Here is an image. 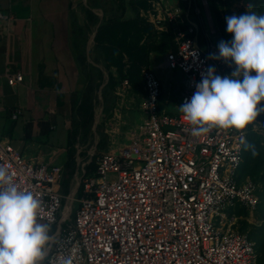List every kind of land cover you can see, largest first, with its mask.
<instances>
[{
  "label": "built area",
  "instance_id": "obj_1",
  "mask_svg": "<svg viewBox=\"0 0 264 264\" xmlns=\"http://www.w3.org/2000/svg\"><path fill=\"white\" fill-rule=\"evenodd\" d=\"M194 2L198 19L170 0H149L139 12L158 32L170 29L174 35L177 50L168 51L162 66L184 74L179 106L191 99L210 66L222 77L236 67L210 58L218 55V44L208 17L210 30L200 39L202 11ZM14 20L12 12L0 10V21L10 25ZM141 74L145 117L128 143L98 151L95 172L80 179L83 190L75 212L70 208L74 199L65 205L62 198L61 166L28 161L0 140V166L18 188L39 198V220L61 226L49 244L47 264H258L255 241L235 229L244 216L229 213L237 207L253 211L260 203L256 183L237 180L241 137L246 141L247 131L213 128L194 136L179 106L160 111L161 83L153 68L143 65ZM5 76L13 87L24 81L21 71L8 68ZM130 89L125 78L115 94L119 99ZM110 119L103 122L113 138L119 128Z\"/></svg>",
  "mask_w": 264,
  "mask_h": 264
},
{
  "label": "crops",
  "instance_id": "obj_2",
  "mask_svg": "<svg viewBox=\"0 0 264 264\" xmlns=\"http://www.w3.org/2000/svg\"><path fill=\"white\" fill-rule=\"evenodd\" d=\"M102 2L105 7L100 4ZM180 2L181 0H177L174 3L180 5ZM0 10L10 11L15 16V20L10 25L6 21H0V30L3 31V33L0 32V140L12 144L29 161L61 166L63 169L62 198L66 201L69 197L74 199L80 188L76 191V183L88 174L87 166L91 163L89 152L85 156L82 155L83 152H87L89 141L85 140L82 143L78 137H70L74 129L72 121L87 84L86 72L91 71L93 66L96 67L95 69L100 68L104 74L105 71L117 70L116 63L111 64L109 68L106 67V63L110 64L108 50H117L123 56L121 60L123 63L126 52L129 53L130 49L135 48L140 50L144 43L143 36L150 35L149 40L151 39V27L139 22L138 14L132 8L130 0H0ZM102 24L107 26L98 34ZM154 30L157 31L155 28ZM90 39L93 40L90 41ZM214 41L217 44L219 42ZM155 53L152 52L149 56V66L161 80L156 70L158 67L163 70L167 68L162 66L163 61L158 63L159 65L152 63ZM89 57L95 63H91ZM137 57L139 58V52L136 54ZM136 61L139 63L140 58ZM8 68L11 71L23 72L24 81L14 87L9 85L5 76ZM164 76H167L166 79L170 81L168 84L172 86L173 82L168 74ZM183 82L186 89L184 74ZM162 86L161 83V95ZM136 90H129L128 97H131V101L124 107L119 105L113 112V106H111V113L113 112L114 116L110 120L113 123H117L113 119H116V116L119 119L124 114V109L130 112L136 107L142 118L133 129L141 125L145 112L140 102L147 94L145 84L142 90ZM184 91H181L179 102ZM161 98L162 96L159 100L160 111L164 109L167 112H173L176 109L173 107L169 111L162 107ZM100 100L102 113L105 106L103 89ZM17 110L21 113L14 118L13 114ZM261 118L264 122V114ZM117 124L121 130L120 123ZM246 131L247 138L248 128ZM113 138L111 137V140L109 138L108 149L103 148L101 151L113 150L121 145H116ZM111 142L112 145H110ZM98 144L96 150L99 148ZM244 154L245 146L242 163L237 171V180L238 182H244L247 179L254 181L250 175L241 177L246 174L243 172ZM85 157L87 158L84 159ZM254 182L261 198L263 187ZM241 210L243 208L237 207L229 213L242 216L239 213ZM256 210L257 208L253 211L248 209L245 211L252 215ZM240 220L248 221L249 217L246 215ZM240 220L235 224V229L245 233L239 230ZM38 223L46 224L39 219ZM60 227L59 224L49 226V235L53 238ZM49 248L48 245L42 264H47ZM258 264H264V262H260L258 258Z\"/></svg>",
  "mask_w": 264,
  "mask_h": 264
},
{
  "label": "clouds",
  "instance_id": "obj_3",
  "mask_svg": "<svg viewBox=\"0 0 264 264\" xmlns=\"http://www.w3.org/2000/svg\"><path fill=\"white\" fill-rule=\"evenodd\" d=\"M225 19L233 38L221 41L218 55L210 58L236 67L222 77L210 66L191 99L179 106L194 136L213 128L243 132L264 114V14L247 11ZM241 143L253 156L259 155L243 137ZM42 211L39 198L18 188L9 170L0 166V264H42L52 239L49 226L38 223Z\"/></svg>",
  "mask_w": 264,
  "mask_h": 264
},
{
  "label": "rangeland",
  "instance_id": "obj_4",
  "mask_svg": "<svg viewBox=\"0 0 264 264\" xmlns=\"http://www.w3.org/2000/svg\"><path fill=\"white\" fill-rule=\"evenodd\" d=\"M174 2H177V0H173ZM173 2V3H174ZM231 7H225L224 5L220 4V0H216V6L219 11H221V16L223 20V28H221L220 22L218 20V17L215 15V10L213 8V5H211L210 0H197V5L200 7L202 13L200 14L199 21L201 26H199V30L202 32L207 31L209 32L210 28L207 24L206 17L210 19V24L214 30V32L211 34V37L216 40V41H221V40H229L231 41L233 38V34H230L227 32V23H226V17L231 16V15H241L245 14L247 11L248 12H255L257 14H264V5L254 7V3L251 0H232L231 1ZM226 33V34H224ZM148 37H142V40L144 43H142L140 50L138 49H130L129 53L126 52V55L124 56L125 61L122 63L126 65L127 69H130L136 60L139 59L138 57L136 58V54L140 51H142L145 43L149 40L150 35H147ZM158 43V42H157ZM160 52V53H159ZM168 51L166 49H163L162 51L156 52L153 57H152V63L159 65L167 55ZM141 58V55H140ZM135 59V60H134ZM159 63V64H158ZM130 65V66H127ZM138 66H141L142 64L139 62L137 64ZM125 68V69H126ZM124 69V68H123ZM159 73L160 81L162 83V98H161V106L164 107L167 110L173 109V107H178L180 102H179V96L181 94V91L185 90V85L183 82V74L181 73L180 70H163L162 68L158 67L156 70ZM168 72V73H167ZM109 74V71H108ZM112 74L115 77H117V70H113ZM169 76V79L172 80L173 85L169 86V82L167 76ZM142 76V75H141ZM110 78V74H109ZM131 80L132 83V89H137L135 86V82ZM107 83V82H106ZM121 85V80L118 78V82L116 84L112 85V91L113 94L116 96L114 102L112 103V110L114 112V109L118 107L119 105H124L128 104L129 101H131V97H128V94H126L125 97H121L118 99L117 95L115 94V91L117 88ZM166 85L168 87L166 88ZM184 88V89H183ZM100 89L97 90V98L98 100L96 101L95 104V110H94V115L96 114L97 117V130L99 134H102V128L105 130V125L103 123L104 117L108 115L109 118H112L114 116V113L111 111H107L106 113L103 111L101 113L102 109V103H101V94H100ZM137 91V90H136ZM131 95V94H130ZM100 97V98H99ZM168 103V104H167ZM176 103V105H175ZM264 103V102H263ZM110 114V115H109ZM263 115V114H262ZM261 115V116H262ZM258 117L257 122H254L253 125H251L250 128H248V136L246 138V142L248 144L254 145L256 150L259 152V155L253 156L251 153V150H246L245 149V154H244V164H243V169H244V175H241L242 178L246 177L247 175H250L251 177L254 176L256 179L261 181L263 184V189H262V196L260 198V203L257 207V210L255 213L249 214L246 212V209L241 210L239 213H241L243 216H248L249 220H240L239 221V230L247 233L255 242H256V249L258 252V258L260 262H264V122L263 118ZM141 114L140 111L135 107L134 110H131L130 112L125 111L124 109V114L117 119H113L114 122L120 123L121 130L119 129V132L116 128H113L110 130V132H118L115 137L113 138L115 141V144H122L127 141H130L131 138V131L132 129L137 126V124L141 121ZM95 119L93 117V121H81L79 122V133H78V138L79 141L82 143L85 142V140L89 141L88 146H87V152H83L82 155H87L91 156L93 154V151L95 149L94 143H95V132H94V122ZM114 126L118 127V124H115ZM121 131V132H120ZM108 133V132H106ZM101 134H100V139H101ZM113 134V133H112ZM87 136V137H86ZM108 136L111 140V136L108 133ZM86 141V142H87ZM112 145V142L111 144ZM98 147L100 148H105V145L103 142H99ZM91 149V150H90ZM90 150V151H89ZM89 152V153H88ZM97 152V151H96ZM95 154V153H94ZM94 157V155H93ZM92 157V159H93ZM85 157L84 159H86ZM263 173V174H262ZM262 176V177H261ZM253 178V177H252ZM78 196H74V202L70 207H73L74 212L79 206V201L77 200ZM71 200V199H70ZM73 201V198H72ZM70 201V203L72 202ZM64 204L67 205L69 204V201L67 202L64 200ZM66 215V214H65ZM71 218V217H70ZM67 223H71L70 220L67 221ZM245 223L246 225H244ZM243 228V229H242Z\"/></svg>",
  "mask_w": 264,
  "mask_h": 264
},
{
  "label": "trees",
  "instance_id": "obj_5",
  "mask_svg": "<svg viewBox=\"0 0 264 264\" xmlns=\"http://www.w3.org/2000/svg\"><path fill=\"white\" fill-rule=\"evenodd\" d=\"M231 1L232 0H220V4L224 5L225 7H231V4H232ZM251 1L254 3V7L264 5V0H251ZM148 2H149V0H130V4H131L132 8L138 14V18L140 19L139 22L141 24H143L144 26L151 27V34H152L151 36L152 37L150 40H148L145 43L142 51L139 52V58L141 55V58H140V63L142 64L141 66H143V65L149 66L150 65L149 56L152 52L162 51L163 49H166L167 51L177 50V45H176L175 40H174V35L170 29H168L166 31H162V32L155 31L152 24H150L147 21L145 22V20L144 19L142 20L141 17L139 16L140 8L141 7H147ZM210 3H211V5H213V8L215 10V15L218 17L221 28H223V20H222V16H221V11H219V9H217L218 6H216V0H210ZM100 4L102 6H104L103 2ZM180 6H182L185 10L189 11L190 17H192L194 19H198L197 15L195 14V2H194V0H181ZM106 26L107 25L102 24L99 28L98 34L100 32H102ZM224 34H226V33H224ZM199 35H200V39L202 40L203 37H202L201 31L199 32ZM96 39H97V36H96ZM221 41H224V40H221ZM221 41H219L218 44ZM225 41H229V40H225ZM108 51H109L108 60H109L110 64L106 63V67L109 68L111 66V64H114V63H116L118 65V67H117V77H115V78H114L112 72L109 70L110 78H109L108 82L105 84V86L103 87V95H104V101H105V106H104V112L105 113L107 111H109V112L111 111L112 103L114 102L115 97H116L113 94L112 85L116 84L118 82V78L121 80V82L125 78H129V80L132 79L135 82L136 88L140 89V90L143 89V84H144L143 78L141 76L142 75L141 74V66L137 65L138 62H135V64L130 66L131 67L130 69H127L125 67V65L122 64V62H121V60L123 59V56L117 50L114 49L112 51L111 50H108ZM117 53H118V55H117ZM96 61H98L97 58H96ZM91 68H92L91 71L86 72V76H87L86 88L81 95V98H82L81 103L77 107L74 120L72 121L74 124V129H73V131H71L70 137H73V138L78 137L79 122H81V121H88V122L93 121L92 119L94 117L95 102L98 100L97 90L99 89L100 82L104 79V73L100 68L95 69L96 68L95 66H93ZM250 127H251V125L248 128H250ZM105 132L106 131L102 128V134L100 133L101 134L100 143L103 142V144L105 145V148L108 149L109 138ZM99 148L97 149V152L94 155L93 160L87 166V173L88 174H86V175H91L96 170L95 159L98 155V151H101V149L103 150V148H100V149ZM252 177H253L254 181L259 183L260 185L263 184L261 181L256 179V177H254V176H252ZM262 187H263V185H262ZM82 190H83L82 186H80V188L76 194V196H78L77 198H80L82 196ZM260 196H262V191H261Z\"/></svg>",
  "mask_w": 264,
  "mask_h": 264
},
{
  "label": "water",
  "instance_id": "obj_6",
  "mask_svg": "<svg viewBox=\"0 0 264 264\" xmlns=\"http://www.w3.org/2000/svg\"><path fill=\"white\" fill-rule=\"evenodd\" d=\"M93 6H98L99 8H101V6H99V5H95V4H93ZM93 38V37H92ZM91 40H93V39H90V41ZM89 41V42H90ZM90 44V43H89ZM89 59H90V61H91V63H95V62H93L92 61V59L89 57ZM109 80V74H108V72L107 71H105V74H104V79H103V82H101V85H100V94H101V96H102V89H103V86L106 84V82ZM96 119H95V122H94V132H95V151H96V148H97V144H98V142L100 141V134H99V132H98V130H97V125H98V123H97V117H95ZM95 151H93V154L95 153ZM80 187V181H78L77 183H76V191L78 190V188ZM75 191V192H76Z\"/></svg>",
  "mask_w": 264,
  "mask_h": 264
},
{
  "label": "bare ground",
  "instance_id": "obj_7",
  "mask_svg": "<svg viewBox=\"0 0 264 264\" xmlns=\"http://www.w3.org/2000/svg\"><path fill=\"white\" fill-rule=\"evenodd\" d=\"M161 68V67H160ZM8 143V142H7ZM9 145H11L14 149H16L12 144H10V143H8ZM17 151H19L18 149H16ZM20 152V151H19ZM20 154H21V152H20ZM22 155V154H21ZM93 154H91V156H92ZM23 156V155H22ZM24 157V156H23ZM25 158V157H24ZM26 159V158H25ZM26 160H28V159H26ZM29 161V160H28ZM32 162V161H31ZM70 201H72V198H71V200ZM72 208V207H71ZM68 216L66 215V218H67Z\"/></svg>",
  "mask_w": 264,
  "mask_h": 264
}]
</instances>
